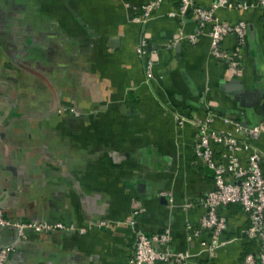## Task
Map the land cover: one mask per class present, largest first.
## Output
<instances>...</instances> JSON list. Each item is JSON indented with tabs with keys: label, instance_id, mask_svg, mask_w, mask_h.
Instances as JSON below:
<instances>
[{
	"label": "crops",
	"instance_id": "0c3cea01",
	"mask_svg": "<svg viewBox=\"0 0 264 264\" xmlns=\"http://www.w3.org/2000/svg\"><path fill=\"white\" fill-rule=\"evenodd\" d=\"M148 1L0 0V209L85 228L16 239L0 227V247L13 245L6 264H129L135 231L163 227L171 249L198 251L196 201L213 183L190 120L211 113L217 127L222 117L264 127V12L257 0L216 8L220 20L247 24L241 45L233 33L220 40L236 51L231 66L210 53L205 33L188 39L196 18L176 13L179 0L144 17ZM253 142L264 176V132ZM218 212L224 243L187 264H240L258 249L239 204Z\"/></svg>",
	"mask_w": 264,
	"mask_h": 264
},
{
	"label": "built area",
	"instance_id": "2783aa9c",
	"mask_svg": "<svg viewBox=\"0 0 264 264\" xmlns=\"http://www.w3.org/2000/svg\"><path fill=\"white\" fill-rule=\"evenodd\" d=\"M162 0H150L142 5L141 12L144 17ZM264 12V0L255 3ZM252 5L244 1L232 2L230 0H214L208 6L196 4L193 0H179L176 13L185 14L189 11L196 18V31L188 34V39L194 42L197 35L205 33L209 39L210 53L218 58L236 56L233 50L227 55L220 48V40L228 33L236 36V45H241L247 24L243 20L229 23L220 20L215 14L218 7L246 8ZM174 13V12H172ZM137 53L140 49L136 48ZM236 64L231 59L230 65ZM151 61L145 62V72L150 73ZM75 112L70 105H63L58 109ZM184 119L177 116L178 126L183 125ZM214 115L206 113L194 117L190 122L195 127L193 139V152L200 161L211 170L213 186L201 195L196 204L202 209L198 218V228L194 234L203 233L199 240L198 251L188 249L173 250L170 247L171 232L168 227L160 231L145 233L137 230L134 233L133 252L129 264H187L191 258L203 253L208 258L214 257L217 249L224 243L220 240L221 233L226 228V218L218 212V208L230 203H237L244 212L247 224L244 233L248 238L257 240L258 249L246 252L240 264H264V176L260 161L262 154L254 144L264 127L261 125H244L239 120L226 117L221 118L224 127L213 125ZM229 126V128L227 127ZM171 201V197L168 196ZM190 206L185 202L182 208ZM104 224L100 221L98 225ZM11 227L15 231L16 239H22L27 232L50 233L56 231H70L76 229L84 232V227H76L73 223L60 220H22L10 219L3 215L0 209V227ZM191 239V236H187ZM13 245L0 247V264H6L8 254Z\"/></svg>",
	"mask_w": 264,
	"mask_h": 264
}]
</instances>
